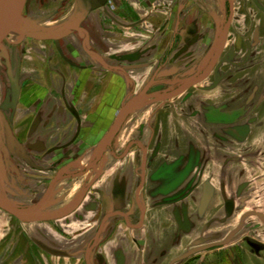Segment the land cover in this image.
<instances>
[{
	"label": "flooded vegetation",
	"instance_id": "flooded-vegetation-1",
	"mask_svg": "<svg viewBox=\"0 0 264 264\" xmlns=\"http://www.w3.org/2000/svg\"><path fill=\"white\" fill-rule=\"evenodd\" d=\"M74 1L29 0L26 14L31 6L38 11L49 9L51 12L46 17L62 22L70 14ZM79 1L77 14L87 8L89 0ZM99 2L106 3L110 14L116 12L113 0ZM189 2L192 7L187 5ZM188 3L176 12L178 30H173L172 43L160 68L169 63L174 48L191 42L187 39L190 33L198 36L195 61L177 74L159 76L161 69L158 70L159 83L152 91L159 87L178 88L204 75L212 65L211 71L180 96L164 102L145 137L142 130L138 129L136 134L132 129V144L122 152L115 146L119 132L103 155L115 166L104 167L90 188L87 181H80L76 196L83 189L87 190L85 195L73 210L70 207L65 211L70 210L69 214L50 221L62 220L79 209L95 183L106 182L108 179L103 177L106 171L116 173L118 163L132 151L131 192H126L127 183L119 181L115 183L113 197L99 190L101 211L96 234L102 226L103 229L91 251V264H105V260H94V255L103 244L102 239L108 236L110 221L115 225L123 223L132 231V246L136 247L142 264H172L188 252L190 256L173 264H264V0H210L213 11L209 14L197 2L189 0ZM96 4L90 0L91 10L80 26L84 34L81 51L87 56L94 52L86 45L89 34L84 28ZM191 9L195 10L194 24L189 20ZM15 41L9 38L6 45L21 46H16ZM27 41L35 40L28 38ZM7 60L4 56L0 75L6 82L10 76ZM192 71L195 72L191 74ZM173 75H179L177 82ZM205 82L210 84L205 86ZM1 93L4 109L0 106V162L8 179L4 185L19 195L22 209L39 204L51 188L43 207L37 210L41 211L59 181H79L99 166L103 157L91 169V163L79 168L80 159L75 158L68 165L58 166L46 182L40 181L42 177L28 172L38 170V166L22 146V123L27 120L30 125L32 120L16 119L17 107L6 102V94ZM18 102L21 103V98ZM166 120L171 127H166ZM31 128L30 125L28 134L33 133ZM11 161L15 167L10 165ZM114 179L116 176L111 177L112 186ZM31 215H23V220L36 218ZM171 226L178 233L172 238L174 247L172 244L168 248L167 237L163 240L152 228L167 230ZM93 245L94 239L89 249ZM88 251L84 255L85 264H88Z\"/></svg>",
	"mask_w": 264,
	"mask_h": 264
},
{
	"label": "crops",
	"instance_id": "crops-1",
	"mask_svg": "<svg viewBox=\"0 0 264 264\" xmlns=\"http://www.w3.org/2000/svg\"><path fill=\"white\" fill-rule=\"evenodd\" d=\"M93 1L97 4L84 28L89 34L86 45L94 52L93 55L87 56L81 51L82 31L72 32L58 40L33 39V43H28V37L14 32L17 34L15 39H11L12 33L0 45V75L4 56L8 58L10 74L8 82L0 77V91L6 94V102H12L17 107L16 119L32 120L33 133L30 134L29 121L22 123V146L38 166V170L29 169L28 172L42 177L40 181L43 182L53 177L58 166L68 165L75 158L80 159L79 168L92 163L99 144L122 106L135 97L158 70L161 69L159 76L177 74L195 61L198 36L190 33L187 39L191 42L188 44L186 41L174 48L169 63L160 68L172 43L173 30H178L176 12L189 0H113L116 6L113 14L107 11L105 2ZM190 1L197 2L206 14L213 11L210 0ZM79 3V0L74 1L70 14L62 22L46 17L49 16L46 13L51 11L34 18L26 14L25 8L23 17L39 20L42 27H57L76 17ZM187 5L192 7L190 2ZM194 17L195 10L191 9L189 20L192 24L196 22ZM9 38L16 40V46H21H7ZM3 102L1 95L2 109ZM155 104L158 103L146 105L129 116L115 142L119 152L131 146L132 129L136 134L140 129L146 136L154 116L164 106V102ZM167 126L169 128L171 124L166 120ZM13 137L17 144L18 140ZM10 165L15 167L14 161ZM118 165V172L106 171L103 177L108 180L95 183L81 201L79 209L62 220L19 221L0 209V264H85L84 255L97 235L100 222L99 190H103L109 198L113 197L115 183L119 181L127 183L126 192H131L132 151ZM109 166H115V163L104 156L101 164L79 181H59L45 207L31 216L64 213L78 201L76 192L80 181H87L90 188L101 170ZM2 167L0 162V193L10 203L20 207L19 195L4 185L7 177ZM113 176H116L112 181L114 186L110 183ZM114 223H108L107 229L111 225L108 236L102 239L103 244L95 251L94 260H105V264H142L136 247L132 246V231L123 223ZM152 230L163 240L169 234L177 236L178 233L174 226L167 230ZM159 252H162L161 247Z\"/></svg>",
	"mask_w": 264,
	"mask_h": 264
},
{
	"label": "water",
	"instance_id": "water-1",
	"mask_svg": "<svg viewBox=\"0 0 264 264\" xmlns=\"http://www.w3.org/2000/svg\"><path fill=\"white\" fill-rule=\"evenodd\" d=\"M28 0H0V45L2 42L12 33L16 32L23 37H28L37 40H51L55 39L58 40L64 36L69 35L75 31H82L83 29L80 27L82 22L84 21L85 17L91 10L90 0L88 1V6L85 10L79 12L76 17L65 24H62L57 27L49 28V27H42L39 25V20H32L26 19L23 17L25 8L27 6ZM41 21H44L41 19ZM212 65L209 66L207 71L204 75L196 78H192L187 82L183 83L178 88H174L167 91H152V88L159 83L157 78V74L152 78V80L135 96L128 100L121 108L117 118L115 119L114 123L104 136L103 140L98 146V150L96 153V159L93 163H91L89 169L93 168L97 161H99L103 155L105 154L106 150L112 146V143L118 136L119 132L123 128L124 124L126 123L127 119L131 114H133L138 109L146 106L147 104H151L153 102H167L173 100L174 98L183 94L187 89L195 85L197 82L203 80L208 73L211 71ZM51 188L48 190L46 196L43 200L34 207L22 209L19 208L17 205L10 203L3 195L0 193V209L8 212L9 214L20 218L23 220V215L28 213H34L40 208L43 207L44 202L49 196ZM86 189L82 190L79 194L78 200L80 201L82 197L86 193ZM74 207L72 208V210ZM70 210L59 214L57 216H39L35 219H26V220H33V221H51L54 219H58L64 217L65 215L69 214ZM103 226L99 230L98 234L94 239V245L89 249L87 254V262L90 263V254L91 251L94 249L95 245L98 243L100 234L102 232ZM191 252L184 254L183 256L179 257L175 261L178 262L180 260L185 259L186 257L190 256Z\"/></svg>",
	"mask_w": 264,
	"mask_h": 264
},
{
	"label": "rangeland",
	"instance_id": "rangeland-1",
	"mask_svg": "<svg viewBox=\"0 0 264 264\" xmlns=\"http://www.w3.org/2000/svg\"><path fill=\"white\" fill-rule=\"evenodd\" d=\"M83 1V0H82ZM49 9H46V10H42V11H38L36 8H34V6L32 7H30V9L29 10H27V14H29L31 17H34V18H37L38 16H42L43 14V12H45V11H48ZM48 13V12H47ZM46 13V14H47ZM45 15V14H44ZM54 23V22H53ZM48 23H46L45 25H47ZM52 24V23H51ZM54 25H56V24H54ZM49 26V25H48ZM45 27V26H44ZM15 37H17V34H15V33H13L12 35H11V39H15ZM173 71V70H172ZM195 71H192V73L191 74H193ZM167 73H169V70L167 71ZM173 77H175V81L174 82H177V80H178V77H179V75H173ZM190 77H191V75L190 76H188L187 77V79H190ZM210 84V82H205L203 85H209ZM178 87V86H177ZM174 89V88H176V86H170L168 89L170 90V89ZM159 90H164V91H167V89H163V87H159L158 88ZM153 103H156V102H153ZM158 104H160V102H157ZM158 104H155V105H158ZM147 105H150V104H147ZM158 107V106H157ZM195 118H197V117H195ZM195 118H192V120L193 119H195ZM194 121H196V122H198L197 120H194ZM158 175L160 176V173H158ZM14 200L16 199V198H13ZM16 201V200H15ZM175 237L176 236H174L173 234H169L168 236H167V239H166V242H168V248L173 244V247H174V245H175V240H172V238L173 239H175ZM163 246H164V244H163ZM169 259L168 260H170L172 257L170 256V257H168ZM144 264H146V263H144Z\"/></svg>",
	"mask_w": 264,
	"mask_h": 264
}]
</instances>
